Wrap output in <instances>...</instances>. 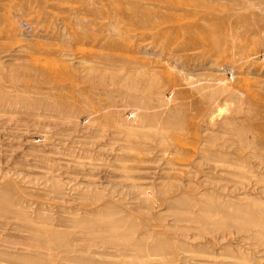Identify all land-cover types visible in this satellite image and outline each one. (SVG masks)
I'll use <instances>...</instances> for the list:
<instances>
[{"label":"rangeland","instance_id":"obj_1","mask_svg":"<svg viewBox=\"0 0 264 264\" xmlns=\"http://www.w3.org/2000/svg\"><path fill=\"white\" fill-rule=\"evenodd\" d=\"M0 264H264V0H0Z\"/></svg>","mask_w":264,"mask_h":264}]
</instances>
